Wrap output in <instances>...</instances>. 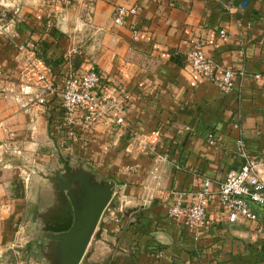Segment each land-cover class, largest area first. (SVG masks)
Masks as SVG:
<instances>
[{
	"label": "crops",
	"instance_id": "1",
	"mask_svg": "<svg viewBox=\"0 0 264 264\" xmlns=\"http://www.w3.org/2000/svg\"><path fill=\"white\" fill-rule=\"evenodd\" d=\"M118 6L137 12L117 24ZM33 7L15 5L14 19L0 23V257L20 242L18 228L36 220L44 227L58 205L57 195L35 196L37 175L65 165L60 89L68 75L95 64L98 94L113 109L75 148L115 191L79 264H264V206L254 207L258 220L230 223L218 198L227 173L245 163L239 139L250 159H264V0H96L91 21L75 4L54 10L52 27L48 0ZM221 29L227 39H219ZM211 38L217 42L204 52L216 74L243 73L227 94L187 60L199 40ZM44 72L56 92L39 80ZM132 133L168 155L158 164L160 186L151 174L154 155L138 149ZM258 174L264 180L263 166ZM206 179L212 194L198 232L169 211L179 199L194 203ZM38 239L29 233L22 241L30 250ZM29 261L51 264L46 256Z\"/></svg>",
	"mask_w": 264,
	"mask_h": 264
},
{
	"label": "built area",
	"instance_id": "2",
	"mask_svg": "<svg viewBox=\"0 0 264 264\" xmlns=\"http://www.w3.org/2000/svg\"><path fill=\"white\" fill-rule=\"evenodd\" d=\"M95 1L48 0L51 12L48 14L47 26L52 27L54 25L52 19L54 10H61L75 4H82L85 7L89 21H91ZM136 12L135 7L118 6L114 12V22L122 24L127 15L135 14ZM218 36L219 39L224 40L227 39L228 33L225 29H221ZM216 42L217 38L199 40L187 54V60L196 73L213 81L223 93L227 94L234 89L238 77L243 73L227 68L216 74L215 62L204 52L205 46L215 45ZM254 78L259 79L261 76L255 75ZM39 80L45 82L46 89L49 92H56L54 77L50 72L42 73ZM101 84L102 75L94 66H89L80 73L68 75L60 89L62 96L61 118L57 125L59 132L69 142L65 145L62 143L63 145H60V149L64 150L66 155L69 153L70 163L74 166L82 165L88 167L89 163L77 153L75 144L82 139L84 134H91L99 124L106 121L113 109L112 102L100 97L98 94ZM123 121L122 116L116 118L118 124H122ZM132 134V142L137 145L138 149L154 155L155 166L151 174L156 185L160 186L162 176L158 164L162 161H167L168 155L158 151L156 145H147L143 135ZM208 140L212 145H217V140L212 134L209 135ZM237 145L238 153L245 158V163L240 169L229 171L226 178L220 183L218 190L220 205L230 223L243 219L258 220V214L254 207L257 205L264 206V180L258 174V167H264V159L260 161L250 159L243 139H239ZM137 166L135 165L131 168H137ZM210 185L211 180L206 179L203 188L197 193L196 201L192 204L182 205L179 199L170 208L169 216L171 218L183 217L189 227L199 232L207 216V204L212 194Z\"/></svg>",
	"mask_w": 264,
	"mask_h": 264
},
{
	"label": "water",
	"instance_id": "3",
	"mask_svg": "<svg viewBox=\"0 0 264 264\" xmlns=\"http://www.w3.org/2000/svg\"><path fill=\"white\" fill-rule=\"evenodd\" d=\"M14 12V8L1 11L0 23L12 21ZM63 159V171L43 174L55 189L58 205L47 217L42 237L47 240L49 252L45 255L51 264H79L103 211L111 202L115 183L100 179L85 166L72 165L68 156ZM5 255H10L8 264L17 263L12 249Z\"/></svg>",
	"mask_w": 264,
	"mask_h": 264
},
{
	"label": "rangeland",
	"instance_id": "4",
	"mask_svg": "<svg viewBox=\"0 0 264 264\" xmlns=\"http://www.w3.org/2000/svg\"><path fill=\"white\" fill-rule=\"evenodd\" d=\"M44 1L46 0H0V12L4 11V10H10L12 8L15 9V5H18L20 3H22L24 6H27L29 8H34V5H41V3H44ZM40 3V4H39ZM33 5V6H32ZM93 66L96 68V65L93 64ZM97 69V68H96ZM60 151V150H59ZM62 152V151H60ZM67 153V152H66ZM67 156H69V153L66 155L65 152L63 153V158L67 159ZM60 165V167H59ZM58 167V168H57ZM51 169L54 170H64V163H62V161H58V165H54V166H50ZM88 168V167H87ZM50 169V170H51ZM46 170V169H45ZM50 170H46L44 172H42L45 175H51L54 171H50ZM37 179L38 182H36V190H35V196L37 197L38 195H40L41 193H44L46 195H56L55 189L53 187V185L49 182V180L47 178H44L42 175H37ZM35 197V199H36ZM46 197V196H45ZM31 220H35L36 218L34 216H32L31 212L29 215ZM30 225H32V227H20L17 229L16 234H17V239L20 240V242L15 243L12 247H9L6 249V251H4V253H2V257H5V253L9 250L12 249L13 251H19L21 254L23 255H27L28 254V258H22V259H17V263L16 264H30V259L31 257L34 256H40V257H44L46 256L45 254L47 252H49V249L47 247V240H45L43 237H41L43 235V223L40 220H36V221H31ZM32 233L34 236H37L41 242L40 244L38 243L36 246L37 247H30V250L28 249V245L25 244V242L22 241L23 236H25L26 234ZM42 233V234H41ZM41 235V236H40ZM38 239V240H39ZM36 250V251H35ZM27 251V254L25 253ZM15 253V252H14ZM0 257V258H2ZM47 259V257H46Z\"/></svg>",
	"mask_w": 264,
	"mask_h": 264
},
{
	"label": "trees",
	"instance_id": "5",
	"mask_svg": "<svg viewBox=\"0 0 264 264\" xmlns=\"http://www.w3.org/2000/svg\"><path fill=\"white\" fill-rule=\"evenodd\" d=\"M43 61L46 63V64H50L51 62H52V60H50V59H48V58H46V57H43ZM51 135H53L52 133H51Z\"/></svg>",
	"mask_w": 264,
	"mask_h": 264
}]
</instances>
